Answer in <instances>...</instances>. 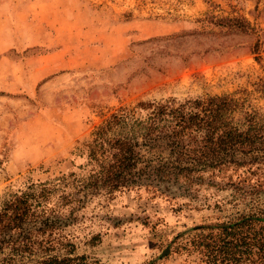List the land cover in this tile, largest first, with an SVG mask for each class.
Segmentation results:
<instances>
[{
  "label": "rangeland",
  "instance_id": "374dc122",
  "mask_svg": "<svg viewBox=\"0 0 264 264\" xmlns=\"http://www.w3.org/2000/svg\"><path fill=\"white\" fill-rule=\"evenodd\" d=\"M227 18L253 30L218 24ZM260 77L264 0H0V204L32 183L87 175L91 133L118 108L144 117L143 101L247 92L264 114ZM200 182L110 198L63 188L51 202L74 199L45 232L50 253L78 264H203L195 240L206 227L264 215V166Z\"/></svg>",
  "mask_w": 264,
  "mask_h": 264
},
{
  "label": "trees",
  "instance_id": "16d2710c",
  "mask_svg": "<svg viewBox=\"0 0 264 264\" xmlns=\"http://www.w3.org/2000/svg\"><path fill=\"white\" fill-rule=\"evenodd\" d=\"M220 25L243 32L253 27L241 18ZM254 48V52L256 50ZM264 95V77L254 83ZM207 95L183 101H143L148 110L118 108L97 125L87 146V175L74 172L32 183L8 194L0 204V264H78L74 257L51 254L50 234L63 204L72 193L54 194L73 186L84 195L141 189L171 190L180 180L200 185L229 169L264 166V114L247 103V92ZM159 187V188H158ZM262 213V211H260ZM195 240L203 264H264V215L251 213L232 222L206 227ZM37 255V258L33 256Z\"/></svg>",
  "mask_w": 264,
  "mask_h": 264
}]
</instances>
